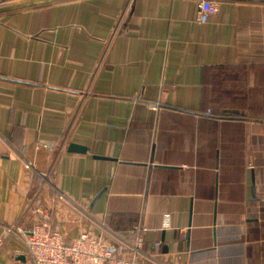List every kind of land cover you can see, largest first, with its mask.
<instances>
[{"label": "crops", "instance_id": "0c3cea01", "mask_svg": "<svg viewBox=\"0 0 264 264\" xmlns=\"http://www.w3.org/2000/svg\"><path fill=\"white\" fill-rule=\"evenodd\" d=\"M199 1L0 0V264L38 200L137 264H264V0Z\"/></svg>", "mask_w": 264, "mask_h": 264}, {"label": "built area", "instance_id": "2783aa9c", "mask_svg": "<svg viewBox=\"0 0 264 264\" xmlns=\"http://www.w3.org/2000/svg\"><path fill=\"white\" fill-rule=\"evenodd\" d=\"M217 11L218 4L213 0L199 1L198 22H208ZM26 166L31 167L29 163ZM37 202L36 221L29 231L23 232L28 256L26 264H137L136 254L141 251L142 236L136 238L128 254H123L117 244L90 231H83L75 239L67 241L62 232L51 228L46 208L40 200ZM2 240L0 237V244Z\"/></svg>", "mask_w": 264, "mask_h": 264}, {"label": "water", "instance_id": "95a60500", "mask_svg": "<svg viewBox=\"0 0 264 264\" xmlns=\"http://www.w3.org/2000/svg\"><path fill=\"white\" fill-rule=\"evenodd\" d=\"M83 151H86V148H81ZM24 259V258H23Z\"/></svg>", "mask_w": 264, "mask_h": 264}]
</instances>
